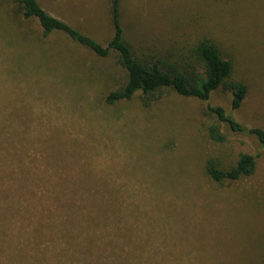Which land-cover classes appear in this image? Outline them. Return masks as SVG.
Segmentation results:
<instances>
[{
	"label": "rangeland",
	"instance_id": "1",
	"mask_svg": "<svg viewBox=\"0 0 264 264\" xmlns=\"http://www.w3.org/2000/svg\"><path fill=\"white\" fill-rule=\"evenodd\" d=\"M105 42L109 0H38ZM136 49L183 50L209 37L248 93L237 109L264 127V0H121ZM59 31L46 35L0 0V264H264V148L205 131V102L173 90L149 106L108 105L125 70ZM208 119V122H209ZM258 153L255 171L215 183L205 159Z\"/></svg>",
	"mask_w": 264,
	"mask_h": 264
},
{
	"label": "trees",
	"instance_id": "2",
	"mask_svg": "<svg viewBox=\"0 0 264 264\" xmlns=\"http://www.w3.org/2000/svg\"><path fill=\"white\" fill-rule=\"evenodd\" d=\"M24 18H33L44 35L59 31L69 39L100 57L113 53L115 63L125 70L124 81L105 93L103 100L112 105L137 96L142 106H149L160 99L166 90H173L184 97L204 101L205 131L215 143L227 140L228 132L244 134L264 148V127L246 126L221 105L209 103L211 94L221 89L230 94V107L237 109L247 96L248 85L233 77L234 64L220 51L209 37L198 38L186 49L148 52L136 49L128 39L121 22V0H109L111 36L101 42L93 36L53 16L38 0H13ZM258 153L239 152L228 164L215 155L208 156L203 164L204 174L213 182L234 181L255 171Z\"/></svg>",
	"mask_w": 264,
	"mask_h": 264
}]
</instances>
